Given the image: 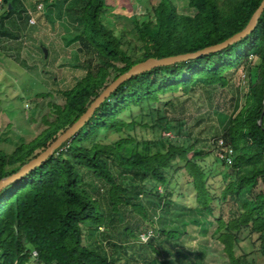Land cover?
Instances as JSON below:
<instances>
[{
	"label": "trees",
	"instance_id": "obj_1",
	"mask_svg": "<svg viewBox=\"0 0 264 264\" xmlns=\"http://www.w3.org/2000/svg\"><path fill=\"white\" fill-rule=\"evenodd\" d=\"M262 1L188 0L196 11L189 15L160 0L146 20L133 18L136 44L105 20L111 0H84L79 36L99 63L80 62L75 51L64 65L71 78L62 86L53 80L61 102H49L37 129H21L11 153L0 149V180L44 152L132 66L220 44L247 26ZM4 3L0 26L19 9V0ZM240 67L244 105L238 99L220 115L223 132L211 143H190L196 124L175 100L201 86H228ZM167 96L164 112L153 108ZM146 107L151 123L128 121ZM136 123L163 135L138 150L129 131ZM219 139L235 151L231 164L220 158ZM158 143L165 145L150 152ZM245 233L251 252L241 245ZM213 243L224 264H264V10L237 42L120 84L71 140L0 191V264H209Z\"/></svg>",
	"mask_w": 264,
	"mask_h": 264
},
{
	"label": "rangeland",
	"instance_id": "obj_2",
	"mask_svg": "<svg viewBox=\"0 0 264 264\" xmlns=\"http://www.w3.org/2000/svg\"><path fill=\"white\" fill-rule=\"evenodd\" d=\"M171 1L179 13L194 15L196 12L188 5V0ZM159 2L160 0H111L113 7L105 13L104 18L114 30L124 29L127 37L139 44L133 18L146 20L151 9ZM83 4L84 0H19V9L0 26V149L7 153L15 149L18 141L16 135L21 134L22 128H38L42 116L50 112V101L61 102L54 91L57 84L53 80L57 79L62 86L63 82L71 78V74L66 75L67 67L64 65L73 61L75 51L80 62L98 65L94 50L79 36L81 26L76 16ZM5 7L4 0H0V15ZM44 47L47 49V56ZM246 73L240 67L228 86H201L175 100L184 107L186 115L192 116L190 125L196 124L191 131L190 143H211L215 137L220 136L223 132L220 115L232 113L238 99L240 105H244L248 87ZM47 91L55 95L54 99L37 94ZM169 97L154 104L153 108H160L164 112L165 102ZM133 114V118L127 115L128 121L133 119L138 123H151L150 108L135 110ZM156 114L154 112L155 116ZM138 123L130 125L129 131L137 135L140 141L138 150H145L149 141H144L156 140L163 135V130L158 128L153 134L151 129L141 127ZM168 137H172L170 132L165 135V141ZM163 145L158 143L150 152H155ZM130 146L132 148L129 152L134 148V145ZM238 149V152L245 151ZM183 190L190 191V187L184 185ZM149 235L151 234L148 233ZM244 235L245 240L241 245L246 252H251L253 246L250 236L247 233ZM141 237L143 240L147 239L144 234ZM186 243L195 245L197 242L187 238ZM222 257L221 246L213 243L208 263L224 264Z\"/></svg>",
	"mask_w": 264,
	"mask_h": 264
},
{
	"label": "water",
	"instance_id": "obj_3",
	"mask_svg": "<svg viewBox=\"0 0 264 264\" xmlns=\"http://www.w3.org/2000/svg\"><path fill=\"white\" fill-rule=\"evenodd\" d=\"M263 10H264V0L262 1L260 7L255 11L249 23L244 29L220 44L209 46L193 53L179 54V55L160 58V59L149 58L145 61H142L132 66L127 72L123 73L116 80L110 83V85H108V87L99 95V97L94 100V102L90 105L87 111L80 117V119H78L70 128H68L64 133H62L44 152H42L38 157H36L35 159L31 160L26 165H24L19 170V172L0 180V191L4 186L15 182L18 178L22 177L23 175H26L32 168L40 165L49 156H51L57 149H59L65 142L71 140L75 135V133L90 118V116L92 115L94 110L99 106V104L102 101H104V99L108 97L120 84L130 79L132 76L146 72L155 66L167 65L179 61L192 59L203 54H209L215 52L229 44L237 42L241 38L251 33V31L255 28ZM43 49L45 52V56H47V49L45 47Z\"/></svg>",
	"mask_w": 264,
	"mask_h": 264
},
{
	"label": "built area",
	"instance_id": "obj_4",
	"mask_svg": "<svg viewBox=\"0 0 264 264\" xmlns=\"http://www.w3.org/2000/svg\"><path fill=\"white\" fill-rule=\"evenodd\" d=\"M218 146L220 148V154H219L220 158L225 159L228 164H231L233 161L234 155H235L234 149L230 146H226L223 139H219ZM144 235H146L148 238V234H144ZM144 240H147V239H144ZM32 255H33V258L36 259V257L38 256L37 251L34 250Z\"/></svg>",
	"mask_w": 264,
	"mask_h": 264
}]
</instances>
